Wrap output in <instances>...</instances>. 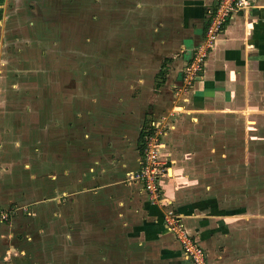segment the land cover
Segmentation results:
<instances>
[{
    "label": "rangeland",
    "instance_id": "rangeland-1",
    "mask_svg": "<svg viewBox=\"0 0 264 264\" xmlns=\"http://www.w3.org/2000/svg\"><path fill=\"white\" fill-rule=\"evenodd\" d=\"M161 1L0 0V145L9 140L27 176L41 175L47 161L65 167L72 190L47 209L42 201L53 193L32 188L15 169L11 200L23 208L0 222V264H138L140 251L153 246L144 241L153 226L126 199L127 185L139 182L137 132L158 122L167 181L164 137L180 117L184 132L171 138L170 152L186 162L183 193L177 203L162 186L158 199L143 195L163 210L161 237L179 247L181 231L198 242L201 231L227 228L264 261V79L227 112L188 109L183 78L170 97L169 86L157 91L160 62L168 67L180 53L171 46L180 32ZM180 201L195 204L193 214L180 213Z\"/></svg>",
    "mask_w": 264,
    "mask_h": 264
},
{
    "label": "crops",
    "instance_id": "crops-1",
    "mask_svg": "<svg viewBox=\"0 0 264 264\" xmlns=\"http://www.w3.org/2000/svg\"><path fill=\"white\" fill-rule=\"evenodd\" d=\"M216 1L217 0L161 1V6L166 4L167 7L170 8V23L174 28L173 32L175 34L180 32L178 40L172 41V43H174L171 45L172 47L174 46L179 49L180 53L177 57H174L179 61L176 62L171 59L170 66L168 64V67L163 66L162 62H165V59L160 62L161 66L156 74L157 76L160 75L161 82L156 83L155 85L157 91L160 90L163 85H166L167 87L169 86L167 89H170V93L167 91V95L170 97L171 91L181 83L182 68L184 64L190 60L194 47L201 41L204 35L206 10L207 8L214 7ZM155 3L156 2L151 3V6L155 5ZM263 71L264 0H258L257 5L247 9L245 12L235 14L225 23L222 32L218 35L215 41L214 46L211 47L207 53L202 74L192 83L188 92L186 91V94L188 93L189 96L187 102H189L188 106L190 108L188 109L193 112H202L205 110H209L211 112L234 111L235 108L243 105L242 101L245 103V100L248 99V95L250 93L254 92L255 81L259 78L264 79L263 76L259 77V74H262ZM156 99L157 105L160 102V98L157 96ZM161 104L159 105L161 106ZM153 106L154 105H151V107ZM155 107L156 106L153 108ZM169 108L170 107H167V110ZM156 114L157 113H153V117H155ZM181 118L182 117L177 119L176 125L168 133L169 135L164 137L166 141L165 149H167V155H165V158H168L167 161L169 162L168 164L166 161V164H168L167 172L170 174L169 176L172 177H170L171 179L165 178L167 181H164L166 182L164 183L162 180V177L164 178V176H162L161 185L162 188L168 192L169 198L174 203L179 201V198L183 193L180 190V186L187 180V177H184L183 175L186 162L184 161V164L178 163L177 155L179 154L176 155L174 151L170 152L171 138H177L178 132H184L181 130V125L178 124V121ZM144 120L145 118L141 115L138 119L139 127L137 130L140 129ZM193 120H195V118H193ZM138 135L139 131L136 136L137 141ZM8 141L9 140H6L2 145H0V205L8 207L12 210V218L17 215L16 213L18 210L23 208L21 206L14 207L17 203L11 200L13 194H15L14 189L11 188V184L16 178V176L13 175L15 173V169L18 170V179L21 178L24 180L26 178V183H28L32 188L53 193L52 196L45 197L42 201L47 204V209L55 205L56 196H60L62 193H71L72 190L69 191L67 189L65 182L66 176L69 175V171L65 167L61 166V169L57 170L58 167H55L50 164V161H47V166L44 167L42 165L41 175L32 172L27 176V167H25L26 163H19L17 161L18 158H12V156H15L13 148L11 149V152L7 151L12 147H7L10 145ZM7 152L8 156H6ZM182 155L185 157L184 153H182ZM186 158L189 159L187 156ZM4 164L8 166L7 170L5 169ZM187 164L190 165L189 162ZM20 166L21 168H19ZM132 166L134 169L138 167L139 160H136ZM10 167L13 169H10ZM44 169L46 170L44 171ZM169 170H171L170 173ZM78 181H80V178ZM169 186L172 188L168 189ZM126 188L127 203L129 201L137 204L136 212L138 217L141 215V212H146L147 217L145 221L148 224L151 223L153 226L151 231H147L145 233L146 235L144 238L146 243L153 242V246L150 245L144 247V249L140 251L138 264H190L189 259L179 252V247L174 240L172 241L168 236L161 237L162 233H159L158 231L161 212H163L161 206L151 204L148 200L143 201L144 191L141 183L134 182L127 185ZM78 189H81V187H78ZM76 192H78V190H73L76 199H78L80 195ZM57 199V204H61L59 197ZM76 199H74V201H76ZM125 203L126 201L124 200L123 204ZM126 206L128 205L126 204ZM194 207L195 204L186 201H180L176 206L177 210L185 215L193 214ZM228 230L225 228L224 232H217L214 234H211V232L205 233L204 231H201L199 236L200 240L197 237L199 244L203 246L206 251L208 264L264 263V261L262 263L259 261L261 252L258 253V250L252 246L247 249L245 247H241L240 242L236 241L239 239H237L238 234L231 231V229Z\"/></svg>",
    "mask_w": 264,
    "mask_h": 264
},
{
    "label": "built area",
    "instance_id": "built-area-1",
    "mask_svg": "<svg viewBox=\"0 0 264 264\" xmlns=\"http://www.w3.org/2000/svg\"><path fill=\"white\" fill-rule=\"evenodd\" d=\"M258 0H217L214 7L206 10L205 38L201 40L194 49L190 60L186 62L183 69V87H191L192 83L200 76V70L204 56L208 48L213 47L218 35L222 32L225 23L235 14L245 12L247 9L257 5ZM158 122L152 120L145 127H141L142 161L136 172V180L141 183L144 193L152 199H158L161 188V177L163 171L160 168V156L163 142L160 131L155 129ZM143 126V125H142ZM163 169V168H162ZM12 214L8 207L0 205V222L7 220ZM180 241V252L189 259L190 264H208L206 251L203 246L186 236L183 231L178 235Z\"/></svg>",
    "mask_w": 264,
    "mask_h": 264
},
{
    "label": "trees",
    "instance_id": "trees-1",
    "mask_svg": "<svg viewBox=\"0 0 264 264\" xmlns=\"http://www.w3.org/2000/svg\"><path fill=\"white\" fill-rule=\"evenodd\" d=\"M142 135H143L142 131H139V135H138L139 143H141V141H142Z\"/></svg>",
    "mask_w": 264,
    "mask_h": 264
},
{
    "label": "bare ground",
    "instance_id": "bare-ground-1",
    "mask_svg": "<svg viewBox=\"0 0 264 264\" xmlns=\"http://www.w3.org/2000/svg\"><path fill=\"white\" fill-rule=\"evenodd\" d=\"M170 171V170H169Z\"/></svg>",
    "mask_w": 264,
    "mask_h": 264
}]
</instances>
